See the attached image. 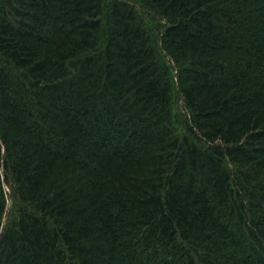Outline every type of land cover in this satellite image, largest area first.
I'll use <instances>...</instances> for the list:
<instances>
[{"label":"trees","instance_id":"trees-1","mask_svg":"<svg viewBox=\"0 0 264 264\" xmlns=\"http://www.w3.org/2000/svg\"><path fill=\"white\" fill-rule=\"evenodd\" d=\"M0 264H264V0H0Z\"/></svg>","mask_w":264,"mask_h":264},{"label":"rangeland","instance_id":"rangeland-1","mask_svg":"<svg viewBox=\"0 0 264 264\" xmlns=\"http://www.w3.org/2000/svg\"><path fill=\"white\" fill-rule=\"evenodd\" d=\"M177 111H178V109H177ZM180 114V113H179Z\"/></svg>","mask_w":264,"mask_h":264}]
</instances>
